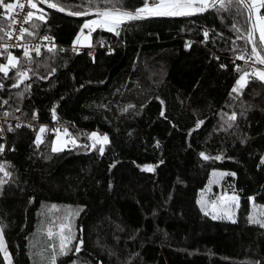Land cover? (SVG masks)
Wrapping results in <instances>:
<instances>
[{
  "label": "trees",
  "instance_id": "16d2710c",
  "mask_svg": "<svg viewBox=\"0 0 264 264\" xmlns=\"http://www.w3.org/2000/svg\"><path fill=\"white\" fill-rule=\"evenodd\" d=\"M142 2L60 6L91 13ZM39 8L45 20L25 23L34 34L23 39L48 36L54 51H0V64L9 53L19 61L0 72V115L21 122L9 131L3 121L0 132V163L11 173H0V220L12 264H31L41 210L53 205L56 223L74 213L73 251L59 264H264V80L252 73L246 8L128 20L119 35L97 28L83 51L75 42L89 19ZM10 23L0 9V36ZM245 71L247 84L233 92ZM61 129L78 144L53 151ZM94 131L109 139L103 153L91 146ZM224 196L237 197L231 218L211 210Z\"/></svg>",
  "mask_w": 264,
  "mask_h": 264
},
{
  "label": "snow or ice",
  "instance_id": "6c2138e0",
  "mask_svg": "<svg viewBox=\"0 0 264 264\" xmlns=\"http://www.w3.org/2000/svg\"><path fill=\"white\" fill-rule=\"evenodd\" d=\"M89 4L93 3V0H88ZM102 2L106 4H112L113 0H102ZM39 3H47L49 8L57 9L58 11L64 12L65 8L60 6V0H55V2H49V0H27V5L30 9H35L40 13H43L44 10L39 8ZM237 3L243 5L248 13L249 18L251 19V30L248 32L246 40L251 43V54L250 58L254 57L255 62L264 65V55H262V51H264V14H261V10L264 9V0H143L142 5L132 11L124 10L121 7H105L95 8V15L98 17L97 19L88 20L83 24L81 29L80 35H83V30L88 29L89 35L92 31L99 29H105L109 32H115L119 35L118 29L120 26L128 20H140L146 19L149 17H186V16H193L196 14L204 13L209 9H226L229 5ZM25 8V4L21 2V0H13V2H8V0H0V9H3V15L11 22L7 25L9 29H11L12 25L16 23H28L32 21L33 17L35 16L38 20H45V15L41 14L36 16L33 11H28L25 14L23 21H17L16 16L19 15L21 11ZM90 11V9H89ZM89 11H73L69 12L70 15L76 16H86L89 14ZM11 14V15H9ZM37 26L36 24H32V28L35 29ZM0 31H4V26H0ZM258 32V38L256 33ZM27 33L28 35H33L34 33L29 31L28 28L21 27L19 32L17 33L20 39L24 38V34ZM209 33L207 31L204 32L205 38H207ZM4 36H7L9 39L12 38L13 32L6 31L4 32ZM4 36H0V40L4 39ZM44 40H51L52 38L45 36L43 37ZM80 36L78 35L76 38V43H79ZM17 45H12V47H16ZM8 45H4L5 52H7ZM24 47V56L29 57L31 56V52L26 46ZM32 51H35L37 54L40 53L39 47H33ZM48 51H54V48H48ZM241 60L245 59L244 55L238 57ZM19 64V61L16 56L8 54V59L6 64H0V72H3L5 75L9 72V66L12 68H16ZM257 76L261 80H264V71L257 70L255 72ZM249 73L247 71L243 72L240 76L239 80L237 81L236 87L232 89L233 92H240L246 85L247 81L245 77H247ZM20 77L25 79L30 78L27 75V72H20ZM23 82V81H21ZM13 87H18V84H13ZM3 87V85H0ZM7 103V101H4ZM55 110L53 109V113ZM7 115V113H5ZM229 120L235 121L237 116L235 113L228 117ZM200 123H203L202 121ZM231 126V125H229ZM20 127V125H17ZM9 131L13 129L9 127ZM45 128L41 127L39 129L40 133L45 132ZM3 129L0 128V132ZM94 141L92 147L95 148L97 143H107L108 137H97V134L94 132L91 134V137ZM41 142L40 137H37V143ZM75 143V141H73ZM60 149L54 148L53 151H58ZM4 145L0 144V153H3ZM101 153H103L104 149L101 147L99 149ZM204 159H209L208 156L201 153ZM220 157H216L219 159ZM264 163V160L261 161ZM147 170H151L150 168ZM0 173H3L4 177H11V173L7 171L5 164L0 163ZM7 183V180L0 179V195L3 193V185ZM226 199L235 201L237 197H227ZM53 208L56 206L53 205ZM214 207V206H213ZM78 214V213H75ZM217 216L213 215V219H216ZM230 218V217H229ZM68 219L67 217L65 218ZM255 222V221H254ZM264 226V225H262ZM6 225L0 220V252L4 254V259L7 261V264H12L11 254L7 250L6 240L4 236ZM67 229V232L65 231ZM49 238L56 237L58 239V245L52 244L50 247L53 250V256L49 262V264H56L57 255H68L69 252L73 251L69 245L72 243V240L75 238L74 234L71 230V225L66 223H61L59 226V231L53 233L51 229H49L47 233ZM83 245V240H79L77 246L75 247V252L79 253L81 250V246Z\"/></svg>",
  "mask_w": 264,
  "mask_h": 264
},
{
  "label": "rangeland",
  "instance_id": "374dc122",
  "mask_svg": "<svg viewBox=\"0 0 264 264\" xmlns=\"http://www.w3.org/2000/svg\"><path fill=\"white\" fill-rule=\"evenodd\" d=\"M261 14H264V9L261 10ZM97 18L98 17L93 18V19H97ZM89 20H92V19H89ZM80 33H81V31L79 32L80 41H79V43L75 42V45L79 46V47L86 48L90 45L91 34L89 35L88 29L83 30V35H80ZM256 36L258 38V32L256 33ZM257 70H259V69H255V71L253 69L252 73L255 74V72ZM261 71H264V68H261ZM245 79H246V81H248V76L245 77ZM94 132H92V133H94ZM44 133L45 132L39 133L38 137H40V141L43 140ZM95 133L97 134V137L106 136V135H103L99 132H95ZM91 134H90V137H91ZM90 139H91V142L94 143L93 139L92 138H90ZM73 141H75V143H73ZM108 142H109V139H108ZM107 143H97L96 145L99 147H103V149H104L105 145ZM77 144H78L77 140L71 136L69 129H61V130H58L56 133V137H55L54 142H53V149L56 148V149H60L58 151H61V150H64L66 148H69L71 146H75ZM92 145L93 144L91 143V146ZM226 198L227 197L224 196V197H222V199L220 200V202L218 204H213L211 206V210L217 216H224L227 218H229V217L231 218V216L233 215L232 212L235 209V207H234L235 201H231V200H228ZM205 206H206V204H205ZM52 210H53V208H51V207H47V208H44L41 210L39 221H38L36 231H35V236H34V246H33V251L31 254V264H49L53 254H54L50 245H52V244L58 245V239L55 236L52 238H49L47 235L49 229H51L53 231V233L58 232L59 226L61 224V223H56L54 220H52ZM66 217L68 218L67 220L65 219ZM64 223L71 225V230H72V233L74 234V237H75V229L73 227L74 226V213L73 212H67L65 214ZM65 231L67 232V229ZM73 242H74V239L72 240V243ZM72 243L69 245L70 248L72 247ZM64 256H66V255H64ZM64 256L57 255L56 264H59L58 259L60 257H64ZM72 264H84V263L79 262V263H72Z\"/></svg>",
  "mask_w": 264,
  "mask_h": 264
},
{
  "label": "built area",
  "instance_id": "2783aa9c",
  "mask_svg": "<svg viewBox=\"0 0 264 264\" xmlns=\"http://www.w3.org/2000/svg\"><path fill=\"white\" fill-rule=\"evenodd\" d=\"M22 3L25 4V8L23 9V11H21L19 13V15L16 16L17 21H23L25 14L28 11H33V9H30V7L27 5V0H21ZM24 24L21 23H16L14 25H12L11 29H9L8 31H12L13 32V36L11 39H9L7 36L5 39L0 40V51L5 50L4 49V45L7 44L8 50H23L24 51V47L26 46L29 51L31 52V55L35 52L32 51L33 47H39L40 50L45 49V48H55L58 46L57 42L54 39L51 40H37V41H27L24 39H20L17 35V33L19 32V29L21 27L24 28ZM12 45H17L16 47H12ZM75 51H83L84 48L83 47H79V46H75L74 48ZM254 66V65H253ZM259 70H261L260 67H258ZM5 113H7V115H5ZM19 118V113L14 114V113H10L8 111H5L3 116L0 115V126L1 128H4L3 126V121H5L9 127L14 128L17 127V125L21 126V122L20 120L18 121ZM4 130V129H3Z\"/></svg>",
  "mask_w": 264,
  "mask_h": 264
},
{
  "label": "water",
  "instance_id": "95a60500",
  "mask_svg": "<svg viewBox=\"0 0 264 264\" xmlns=\"http://www.w3.org/2000/svg\"><path fill=\"white\" fill-rule=\"evenodd\" d=\"M45 8L47 9H50V10H54L58 13H61L63 15H66V16H69V17H76V18H82V19H93V18H96L97 16L95 15V12H91L89 13L88 15L86 16H76V15H70L68 14L69 12L67 11H64V12H61V11H58L57 9H52V8H49L48 7V4L47 3H41ZM210 10L212 9H209L208 11L204 12V13H207L209 12ZM247 10V9H246ZM248 12V11H247ZM204 13H200V14H196V15H193V16H186V17H149V18H146L145 20H150V19H157V18H189V17H194V16H199V15H203ZM248 18H249V13H248ZM249 25H250V30H251V19L249 18ZM251 45V43H250ZM252 47V45H251ZM259 64V63H258ZM259 66L261 68H264V65L262 64H259ZM203 158V157H202ZM204 159V158H203ZM204 160H208V159H204Z\"/></svg>",
  "mask_w": 264,
  "mask_h": 264
}]
</instances>
